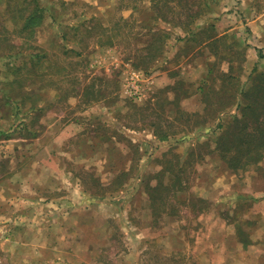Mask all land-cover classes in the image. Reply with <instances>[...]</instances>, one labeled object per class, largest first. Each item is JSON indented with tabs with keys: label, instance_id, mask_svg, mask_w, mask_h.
Returning a JSON list of instances; mask_svg holds the SVG:
<instances>
[{
	"label": "rangeland",
	"instance_id": "rangeland-1",
	"mask_svg": "<svg viewBox=\"0 0 264 264\" xmlns=\"http://www.w3.org/2000/svg\"><path fill=\"white\" fill-rule=\"evenodd\" d=\"M73 2L0 0V52L16 53L22 46V52L29 54L38 46L44 55L39 60L22 58V66H38L46 73L36 78L33 73L22 76V82L35 80L34 85L39 84L38 89H22V95L29 97L24 98L30 103L28 109L42 107L40 100H55L54 108L61 111L60 117H66L58 123L60 131L52 142L60 149V162L64 161L75 176L68 178L60 170V185L45 198L67 197L66 202L58 205L60 208L104 200V204L114 203L126 211H135L137 225L131 224L126 232L133 236L138 233V241H152L149 254L139 264L174 263L173 258L167 262L161 253L160 240L168 231L163 230V224L168 218L177 222L181 235L184 231L191 238L200 232L202 224L212 223L216 231L214 242L220 249L228 248L231 264H258V250L254 248L258 244L264 248V234L249 233L245 226H249L254 215L257 221V212L263 210L259 204L264 202V159L245 170L229 168L217 151L222 130H215L214 135L212 132L219 123L226 129L234 115L233 107L221 117L214 113L220 106L214 92L222 85L219 79L209 83L210 106L204 103L200 87L212 67L217 76L228 71L230 59H223L226 56L231 58L234 75L239 78L234 87L226 86L231 89L229 92L250 87L253 70L264 72V58H260L264 57V26L260 40L253 38L250 28L239 25V21L214 32L218 38H224L220 43L206 41L203 34L197 39L187 36L178 40L184 36L182 30L158 19L167 10L146 12V0H120V9L113 15L93 7L90 14L88 10H76ZM36 8L43 16L42 25L25 31V20ZM177 20L175 17L173 21ZM119 22L125 23L122 30L117 27ZM231 27H236L235 34L225 35ZM163 34L169 38L163 47L166 59L152 65L147 58L161 44L155 42L152 49L150 42ZM109 40L114 44L108 45ZM227 42L234 50H226ZM52 84L56 92H50ZM222 103H226V98ZM43 108L52 109L45 104ZM15 112L18 109L14 105L4 107V115ZM11 118L15 133L21 117ZM30 119L28 126L17 130L22 138L27 137L21 155L13 151L15 142L0 143V158L11 157L8 164L31 163L40 157L36 151L41 143L33 135L44 126L37 121L38 114ZM47 123L50 128L57 121L50 119ZM3 165L0 163V174ZM24 204L0 203V264H25L26 260L35 259V252L45 255L33 249L43 237L50 239L51 234L45 231L22 236V228H12L22 226V217L15 214L22 212ZM205 210L212 212L202 216ZM250 210L256 214L248 215ZM12 211L16 217L11 216ZM142 215L145 217L140 218ZM171 234L174 235L172 231ZM34 237L38 240H34L31 249H22V240L33 241ZM62 244L64 248L58 254L60 261L67 263V242L62 240L60 247ZM116 244L121 246L123 242ZM244 249L249 253L243 262ZM45 257V264L53 263L49 253ZM217 260L219 264L226 261L222 250Z\"/></svg>",
	"mask_w": 264,
	"mask_h": 264
},
{
	"label": "crops",
	"instance_id": "crops-1",
	"mask_svg": "<svg viewBox=\"0 0 264 264\" xmlns=\"http://www.w3.org/2000/svg\"><path fill=\"white\" fill-rule=\"evenodd\" d=\"M146 1L148 5L145 7V10L149 12L153 9V6L150 0ZM196 1H198L196 7L204 8L205 13L192 25L194 33L209 26L212 29L214 28L215 31H219L220 27L225 29L226 27L224 26L230 27L239 21V25H245L250 28L253 38L258 39V36H261L264 26V0ZM119 2L120 0H74L73 7L76 10H88L89 14L93 7L94 10L102 9L105 12L110 11L113 15V12L116 13L117 9H120ZM163 23L170 25V23ZM100 24L105 26L103 22ZM235 28H229L225 35L235 34ZM174 29L182 30L180 27ZM181 32L184 33L183 30ZM187 35L184 33V36L179 37L178 40L186 39ZM166 39L169 41V38ZM232 40H236V37H233ZM258 40H260V37ZM239 41L241 42L242 39H239ZM43 56L38 46H35L32 53L29 54L22 52V46H19L16 53H10L7 50L0 52V106L2 107L0 109V143L15 142L13 151L16 155H21L23 150L22 144L27 141V138H22L20 136L21 131L17 132V130L28 126L31 115L35 114H38L37 121L40 122L41 126H44L34 138L41 143L36 151L40 155L38 160H34L31 163L11 165L12 163H7V160L11 157L0 158V163L4 164V170L0 174V203L2 202L3 205L11 201L26 203L22 207V212L15 214L17 217H22V226H18V228L12 225V228L16 231L22 228V236L24 234L32 235L45 231L51 234L50 239L43 237L40 240V245L35 244L33 250L37 251L39 249L45 255L49 253L51 255L50 259L53 261L52 264H139L143 261L144 256L149 254L148 252L152 248V241L148 238L138 241L140 239L138 233L133 236L126 232L127 228L132 227L131 224L137 225L135 211H126V209L114 203L104 204L102 202L104 200L80 207L71 208L68 206L64 207V209L58 205L66 202L67 197L58 198V196H51L45 198L47 194H54L57 190L56 188L60 185V175H62L59 173L60 170H63L68 178H74L75 175L69 170L68 165L64 161L60 162L61 159L58 158L60 149H58L59 147L55 142H52L53 137L60 131L58 123H60L61 119L66 120V117H60L61 111H57L54 108L57 102L50 100L43 103L40 100L42 107L29 110L30 103L24 99L25 97H22V89L26 92L32 89V87L38 89L36 86L39 85L38 83L34 85L35 80L34 82L27 80L22 82L23 75L33 73L32 75L36 78L46 74L38 66L35 68H30L31 65L28 68L26 65L22 66V58L39 60ZM53 84L50 86V92H56ZM44 104L51 106L52 109L47 111L43 108ZM11 105L17 107L18 112H15V115H4V107ZM24 107H27V109H24ZM22 109L24 113H22ZM31 110L35 111V114H32ZM11 117H21L20 124L17 125L15 133L11 128ZM50 119L57 121L55 127L48 128L47 120ZM28 192H33L34 195H29ZM262 206L263 210L259 209L257 212L258 224H256L257 221L254 215L252 222L248 224L249 226L247 227V224L245 226L249 233L264 234V202L259 204V208ZM64 210H66L65 213L63 212ZM211 212L212 210H205L202 216H207ZM252 212L256 214V212L250 210L248 215L253 214ZM144 214H147V212ZM15 215L12 211L11 216L16 217ZM141 217L144 218L145 215ZM38 221L39 224L36 225ZM31 223L33 224L31 225ZM208 223L202 224L200 232L191 238L184 231H182L181 235L179 230H177L179 226L173 218L165 219L163 230L167 229L168 231L162 235L160 240L163 248L161 247V249L160 245L159 248L165 256L162 257L166 258V261L173 258V264H219L217 259L220 250H222L226 258V261L222 263L231 264L232 262L228 260V248L220 249L217 243L214 242L213 237L216 236V231L214 232L215 227L212 223ZM171 231L174 235L171 234ZM116 233L118 237H116ZM113 237L115 239L118 238V240H114ZM34 240L37 241L38 238L34 237L33 241L31 239L29 241L28 239L22 240V249H31V244L36 243ZM42 240L46 245L42 246ZM62 240L67 242V263L60 261L58 254L64 248V244L60 247ZM117 241H122L123 245H117ZM166 241H168L167 246L165 245ZM117 246H120V249ZM256 247L258 248L254 249L258 250V264H264V248L260 244ZM231 253L234 255L233 251ZM248 253L249 251L243 250V262L245 255ZM45 255L35 252V259H31V261L26 260V263L45 264ZM37 258L40 260H36ZM177 259H180V261H177Z\"/></svg>",
	"mask_w": 264,
	"mask_h": 264
},
{
	"label": "trees",
	"instance_id": "trees-1",
	"mask_svg": "<svg viewBox=\"0 0 264 264\" xmlns=\"http://www.w3.org/2000/svg\"><path fill=\"white\" fill-rule=\"evenodd\" d=\"M153 6V11L167 10V13L158 15V19L162 22L170 23L173 28L180 27L187 36L200 37L203 34L206 41L210 39L212 43H220L224 38H218L214 32L215 29L212 27H206L202 30L194 33L192 30V25L194 22L200 18L205 13L204 8L196 7L198 1L196 0H150ZM194 6V7H193ZM177 9H180L179 11ZM34 12V11H33ZM32 12V13H33ZM168 16L172 17L168 18ZM177 17L179 20L173 21ZM43 16L41 11L36 8L35 12L31 14L25 20V31H29L33 27H39L42 25ZM125 23L121 25L119 22L117 27L120 30L123 29ZM104 30L107 28L103 26ZM215 35V36H214ZM167 36L160 35L155 38L153 42H150V47L155 48V42L160 43L161 46L157 47L154 55H150L147 59L150 64H158L166 59L164 56L165 52L163 47ZM209 42V43H210ZM108 45H113L114 42L109 40ZM228 52L234 50V46L231 43H226L224 46ZM238 56L241 53H236ZM235 56V55H234ZM233 56V57H234ZM228 58L229 67L228 71H221L215 74V68H211L207 71L205 78H203V84L200 87L201 93L203 94V100L205 104L210 106L209 95L211 93V88H209V83L216 82L218 79L222 82L214 92L219 97L217 102L219 108L214 110V113H220L218 117H221L224 113H229V109L233 107L232 111L234 115L232 120L228 123L226 129L224 130V124H218L213 130H222L217 138V151L221 155V159L227 163L229 168L234 171H240L247 169L250 164L254 162L261 161L264 159V72H259L254 69L250 75L249 80L251 81V86L248 88H241L239 91H231L227 89V85L234 87L239 82L238 76L234 75L233 63H231V58L229 56L223 57V59ZM237 58V57H236ZM260 58H264L261 56ZM234 59V58H233ZM213 92V89H212ZM22 97H26L23 96ZM226 98V103H222V99ZM187 116H191L188 115ZM222 123V121H220ZM35 134L33 138H35ZM27 138V137H26ZM162 137L161 139H165Z\"/></svg>",
	"mask_w": 264,
	"mask_h": 264
},
{
	"label": "built area",
	"instance_id": "built-area-1",
	"mask_svg": "<svg viewBox=\"0 0 264 264\" xmlns=\"http://www.w3.org/2000/svg\"><path fill=\"white\" fill-rule=\"evenodd\" d=\"M134 87H135V86H134ZM134 87H133V88H134ZM134 90L136 91L137 89H134Z\"/></svg>",
	"mask_w": 264,
	"mask_h": 264
}]
</instances>
